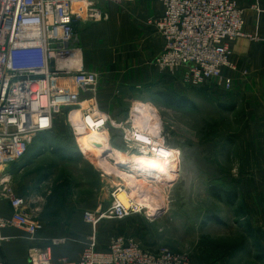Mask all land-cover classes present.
Returning a JSON list of instances; mask_svg holds the SVG:
<instances>
[{
	"label": "rangeland",
	"instance_id": "1",
	"mask_svg": "<svg viewBox=\"0 0 264 264\" xmlns=\"http://www.w3.org/2000/svg\"><path fill=\"white\" fill-rule=\"evenodd\" d=\"M80 8L88 10L83 3L76 6L77 10ZM252 9L260 12L258 5ZM107 20L81 22L79 31L85 24L91 27ZM245 38L264 45L259 33ZM233 57L232 50L231 61L235 65ZM258 58V70L235 65V71H226L233 79L231 91L211 85L203 89L188 87L192 93L190 105L185 101V107L180 108L148 95V104L154 110L143 106L137 123L130 115L121 121L111 116L103 130L105 146L98 153L87 148L86 152L77 136L79 126H83L80 112L78 118L72 116L73 121L68 112L60 114L52 133L38 138L31 147L34 149L30 163L44 169V180L51 189L67 185L79 196L93 193L96 205L99 204L94 209L98 216L115 204L118 191L125 190L128 201L139 203L137 214L124 219H102L96 226L97 239L124 237L136 239L149 250L167 247L188 255L193 264H264V227L252 225L241 187L244 176L254 174L252 158L250 163L247 161V141L264 139L263 132L252 131L254 122L258 121L260 127L264 122V85L252 82L253 76H264L261 53ZM137 128L153 140L154 146H163L160 157L133 141ZM52 146L71 159L53 154ZM164 149L174 159L172 175L161 174L163 163L168 161L164 159ZM3 150L2 156H7L5 152L11 154L9 148ZM27 156L20 165H24ZM135 156L142 158L141 166L134 163ZM95 157L109 165L100 166ZM118 171L134 175L144 182L143 187L126 186ZM230 194L237 195L234 204L228 202ZM147 205L155 208L154 214Z\"/></svg>",
	"mask_w": 264,
	"mask_h": 264
},
{
	"label": "built area",
	"instance_id": "2",
	"mask_svg": "<svg viewBox=\"0 0 264 264\" xmlns=\"http://www.w3.org/2000/svg\"><path fill=\"white\" fill-rule=\"evenodd\" d=\"M117 1L121 0H0V165L24 160L38 138L52 133L60 114L68 112L73 121L80 112L83 121H94L90 127L106 129L109 118L100 112L93 94L99 76L81 64L76 27L89 19L107 20L97 5ZM158 1L163 14L153 24L165 45L155 64L169 73L182 72L188 87L211 85L231 91L233 79L226 71L236 70L232 43L248 37L245 11L238 0ZM81 3L87 11L76 9ZM134 138L147 152L160 149L141 128ZM3 147L11 154L2 156ZM4 192L13 214L10 219L0 218V246L6 241L2 231L10 226L36 240L38 226L25 211L27 199L12 188ZM115 200L105 214L84 213L85 223L94 231L79 261L55 259L54 240L43 248L31 247L28 264H193L186 254L167 247L145 249L132 238L114 237L107 249H99L96 226L102 219H124L140 212L133 199L127 206L117 196Z\"/></svg>",
	"mask_w": 264,
	"mask_h": 264
},
{
	"label": "crops",
	"instance_id": "3",
	"mask_svg": "<svg viewBox=\"0 0 264 264\" xmlns=\"http://www.w3.org/2000/svg\"><path fill=\"white\" fill-rule=\"evenodd\" d=\"M238 2L245 11V33L247 35L259 33L264 37V0ZM253 5H258L260 12L252 9ZM97 7L108 15L107 22L91 27L85 24L82 31H79V27L83 23H79L76 35L82 50V66L99 76V84L93 94L100 112L111 120L112 116L119 121L130 115L137 123L140 120L137 117L143 114V106L151 107L148 104V95L158 96L165 104L173 107H176V104L179 106L181 104V107L190 105L192 93L183 82V73L160 72L155 64L156 57L163 51L165 45L153 24L154 20L163 14L162 3L158 0H121L102 2ZM232 50L233 62L238 68L247 66L251 69L256 68L255 70L260 68L258 56L261 53L264 58L263 44L241 38L232 43ZM244 61L246 63H242ZM252 82L264 85V76H253ZM261 96L264 98V91ZM151 109L154 110L152 107ZM257 117L256 114L255 118ZM258 123L254 122L252 131L264 133V122L262 127ZM83 127L84 124L77 130L81 144L86 152L89 149L98 153L100 150L91 149L79 135ZM247 147L250 149L247 161L250 163L252 158L254 174L252 172V177L244 176L241 187L245 190L248 213L253 218L252 225L263 228L264 139L249 140ZM32 150L29 151L24 165L14 163L9 165L10 168L8 165H0V218L12 217L13 210L4 192V188H12L17 196L27 199L25 211L35 218L38 234L36 240H32L17 227L5 228L2 234L6 241L0 246V263L28 264L31 247L43 248L52 244L54 240L57 241L53 246L55 259L67 258L77 262L82 257L90 235L93 234L92 227L84 221V213L94 212L99 204L96 205L93 193L79 196L76 190L67 185L49 188L47 181L44 180L46 178L44 169L39 170L35 168L36 163H30ZM51 151L53 154L57 153L61 159L71 158L54 146ZM38 157L41 158L43 155ZM133 158L135 164L142 165V158L137 156ZM99 164L104 167L109 165L100 162ZM111 240L98 239L99 249H107ZM261 242H264V238Z\"/></svg>",
	"mask_w": 264,
	"mask_h": 264
},
{
	"label": "bare ground",
	"instance_id": "4",
	"mask_svg": "<svg viewBox=\"0 0 264 264\" xmlns=\"http://www.w3.org/2000/svg\"><path fill=\"white\" fill-rule=\"evenodd\" d=\"M93 123H94V121L92 119L83 121V117H82V124H84V127L79 131V135L82 137L83 141L85 142V144L87 146H89L91 149H93L95 151H98V150H101L103 148V146H105L106 136H104L103 131H102L104 129L97 128L96 126H91V127L89 126V125H93ZM161 147H163V146L159 145L160 149L157 150L156 154H152V155L159 156L161 154V149H162ZM163 152H164L163 155L165 157L164 159H166L168 161H165L163 163L164 170H163V172L161 174H163V175H166V174L167 175H172L170 173L171 172L170 169H173L174 159L171 156L172 154L168 153L167 150L164 149ZM95 159H97L100 162V158H96L95 157ZM100 163H106L107 164L106 161H103V162H100ZM118 173L127 182L126 186H130V184H134L133 188L135 187V188L138 189L141 186L143 187L142 183H144V182H142L141 180H138L134 175L128 174V173H124V172H120V171H118ZM140 189L142 190V188H140ZM134 192H136V191H134ZM146 199L147 198H145V200ZM117 200L120 203L122 202V204H125V206L129 205V201L127 199V193H126L125 190H123V192L119 191V193L117 194ZM147 207H149L150 212L154 214V211H155L154 209L155 208L152 205L151 206L147 205Z\"/></svg>",
	"mask_w": 264,
	"mask_h": 264
},
{
	"label": "trees",
	"instance_id": "5",
	"mask_svg": "<svg viewBox=\"0 0 264 264\" xmlns=\"http://www.w3.org/2000/svg\"><path fill=\"white\" fill-rule=\"evenodd\" d=\"M176 107H179L180 108L181 107V104H180V106H179V104L178 105L176 104ZM68 159H71V158H68ZM236 197H237L236 195H232L231 196V194H230V198L231 199L229 198V201L228 202H230L231 204H234V201L236 200Z\"/></svg>",
	"mask_w": 264,
	"mask_h": 264
}]
</instances>
